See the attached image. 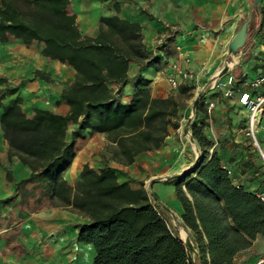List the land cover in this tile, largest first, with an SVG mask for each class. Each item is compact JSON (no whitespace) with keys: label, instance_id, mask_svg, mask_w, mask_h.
I'll return each mask as SVG.
<instances>
[{"label":"trees","instance_id":"1","mask_svg":"<svg viewBox=\"0 0 264 264\" xmlns=\"http://www.w3.org/2000/svg\"><path fill=\"white\" fill-rule=\"evenodd\" d=\"M70 0H0V41L19 39L25 46L40 42L43 56L70 65L75 74L60 93L68 104L62 114L38 106L28 114L21 106L18 85L0 91V129L7 156H15L29 173L6 179L15 191L30 183L51 205L71 208L85 220L76 223L75 241L89 244L94 264H234L239 250L264 237V199L234 184L227 167L203 131L204 121L191 123V135L202 150L201 161L190 171L166 177L174 185L182 208L181 220L190 230L197 255L164 219L166 208L152 202L143 181L134 187L120 180L109 160L130 164L142 151L157 149L168 126H179L181 95L155 96L147 79L128 101L117 100L127 78L129 61L141 67L154 65L158 57L143 42V26L117 14L101 15L98 32L85 34L69 10ZM248 32L259 11L253 6ZM166 37L157 47H163ZM37 76L49 80L40 69ZM3 99H7L5 102ZM72 125L69 127V125ZM101 133L107 140L97 168L84 162L79 177L69 184L63 172L75 156V140L85 130ZM1 198L0 202L5 201Z\"/></svg>","mask_w":264,"mask_h":264},{"label":"crops","instance_id":"2","mask_svg":"<svg viewBox=\"0 0 264 264\" xmlns=\"http://www.w3.org/2000/svg\"><path fill=\"white\" fill-rule=\"evenodd\" d=\"M115 1L122 0H70L69 6L72 8V12L76 14V22L79 24V28L85 34L91 36L96 35L98 32V19L101 15L117 14L143 26V42L147 49L153 51L158 60L154 65L145 67H141L136 61H129L128 78L121 85L116 95L117 100L122 102L130 99L132 93L139 86L138 81L140 79L148 80L153 95L166 96L169 94L171 87L167 75L171 73L170 63L174 60L180 62L184 47L189 50L193 60L204 56L208 52L207 48L203 52L200 47L212 45V40L218 36L219 42L215 45V52L213 50L212 55H207L210 58L208 69L211 68L221 59L218 49L221 47L222 40L227 42L230 40L235 32L233 29L235 23L239 21L244 13L247 16L248 9L253 4V0H130L131 8H125V5L123 6L121 2L120 7L116 10L113 6ZM258 6V9L262 11L261 22L258 26L255 23L250 32L254 34L252 41H257L255 44L257 48L263 50L264 40L260 29H264V0H258ZM85 14H88L89 18H86ZM223 26L226 27L225 30H223ZM171 33H174L171 40L166 42L163 47H157L158 38L160 36H170ZM4 42H8V40ZM41 45L38 50L31 49L29 51L30 53L33 52L34 59L27 56L29 52L26 53V51L23 52L25 55L18 53L19 56L16 57L23 63L29 62L31 68L26 74L28 78L33 76L32 72L35 69L45 71L50 77L49 80H45L35 76L31 80L27 78L24 83L20 84L17 94L21 97V106L28 114L31 113L33 106L66 114L69 106L61 98L60 93L71 83L75 70L66 63L43 56L40 52ZM176 45H179V50L176 49ZM201 61V59L194 61L195 65L198 67L197 63ZM181 62L183 61L181 60ZM58 66L59 69H57ZM6 74L8 80L15 79L11 70ZM209 102L214 104L212 110L210 109L211 112L207 113ZM196 113H198L199 118L203 117L204 122H209L210 126L205 125V127H209L208 130L203 131L212 141L213 147L218 142V138H221L217 125L224 124L226 119L232 123L230 129L231 140L237 143V147L234 149L237 151H232L231 154L230 151L228 154H217L223 164L231 169V179L234 184H240L248 191L264 195V165L259 156L246 144L242 132L246 113L237 104L236 94L233 97L224 98L213 90H208L198 100ZM180 115H182V111L179 110ZM177 129L178 127L168 126V134L161 145L154 150L139 152L130 164H121L109 160L108 165L116 170L120 180H126L134 187L138 186L139 180H142L145 189L155 194L156 201L171 214V221L177 225L179 232L180 228L186 227L180 217L182 208L176 197L174 185L164 183V178H155L163 177L164 174L168 176L180 174L187 167V164L179 163L181 155L177 153L179 150V146L176 144ZM85 132L84 138L75 140V156L70 166L63 172V177L69 184H73L78 179L84 162L97 168L96 159L94 155L90 154V151L92 148L97 150L98 146H103L107 142L101 133H90L89 129H86ZM96 138L100 141H93ZM260 141L264 148V133L260 135ZM7 170L11 172L15 180L24 178L29 173L28 167L19 161L17 157L11 156L10 159L8 158L7 144L1 135L0 199L12 195L15 190L14 183L6 179ZM84 220L80 216L76 223ZM75 225L72 231L73 236L76 235L77 231ZM186 229V234L190 237V230ZM193 246L196 250L193 255H197L198 252L194 243ZM263 253L264 237L257 235L249 247L236 253L234 264H251L255 257Z\"/></svg>","mask_w":264,"mask_h":264},{"label":"rangeland","instance_id":"3","mask_svg":"<svg viewBox=\"0 0 264 264\" xmlns=\"http://www.w3.org/2000/svg\"><path fill=\"white\" fill-rule=\"evenodd\" d=\"M121 2L123 6L125 5V8L132 7L130 0L115 1L113 6L116 10L120 7ZM69 10L72 11L71 6H69ZM261 12V9H259L256 26L261 22ZM85 17L89 18L88 14H85ZM245 18L246 14L244 13L239 21L235 23L234 31L239 28L240 23ZM225 28L223 26V30ZM252 38L254 39V34L249 32L244 48L234 55L227 51L229 41L222 40L221 47L218 49L221 59L209 69L210 58L208 56L213 54V50L215 52V45L219 42L218 36L212 40V45L200 47L203 52H205L206 48L208 51L200 58L193 60L186 47L181 52V60H186V63L181 62V60L180 63H184L187 69L191 71L192 77L189 80L185 79L180 82V84L188 85L187 93L181 95L180 98L182 105L179 110L182 111V115L179 117V126L176 131V144L179 146L177 153L181 155L180 164H187V167H189L197 156L201 158L202 155V150L197 142L195 140L191 141L180 132V125L186 121L189 115H192V122L203 119V117L199 118L196 108L191 113V103L197 91L202 89L224 65L228 67L227 70H230L240 80L250 74L254 75L258 69L263 68L264 50L257 48V45H255L257 41H252ZM40 45V42L32 41L29 46H25L19 39L12 36L9 37L8 42L0 41V91L6 86L18 85L19 87L20 84L27 80L28 76L26 74L31 66L29 62L23 63L16 57L24 51L28 53L31 49L38 50ZM23 55L25 54L23 53ZM27 56H31L34 59L33 52H29ZM199 59L202 61L197 63V67L195 62ZM57 69H59V66ZM9 70L15 76L14 80H8L6 73ZM180 84L175 88H171L170 93L177 94ZM215 93L218 94L217 92ZM6 100L3 99L4 102ZM210 112L209 109L207 113ZM231 124L226 119L224 124L217 125L221 138H218L219 140L214 147L209 148V152L215 150L216 153L228 154L230 151L231 154L232 151H237L234 150L237 147V143L231 140ZM205 125L210 126L209 122H204V131L209 128L205 127ZM71 126L70 124L69 127ZM189 130L191 131L190 128ZM1 135L2 132L0 131V137ZM93 141L99 142L100 140L96 138ZM104 146L105 144L98 146L97 150L92 148L90 151V154L94 155L96 159V167L104 164V160L101 157ZM163 177L165 179L169 176L164 174ZM4 198L6 200L0 202V264H94L92 262V247L87 243L75 241V236L72 235L73 226L80 219V215L71 208L51 205L49 199L46 196H42L39 189H33L30 183L25 184L19 191L14 190L12 195ZM151 200L154 202L155 199L151 197ZM168 224L179 234L181 228L178 232L177 225L171 221V216Z\"/></svg>","mask_w":264,"mask_h":264},{"label":"built area","instance_id":"4","mask_svg":"<svg viewBox=\"0 0 264 264\" xmlns=\"http://www.w3.org/2000/svg\"><path fill=\"white\" fill-rule=\"evenodd\" d=\"M264 40V29H260ZM174 33L170 34V37ZM166 37L158 38V45L165 42ZM179 50V45H176ZM264 50V41H263ZM186 63V60H182ZM171 73L167 75V80L171 88H175L182 80H189L192 77L191 71L177 60L170 63ZM209 90L217 92L221 97L230 98L236 94L237 104L245 111V119L242 126L246 144L248 148L254 151L264 165V148L260 141V135L264 133V66L258 69L255 74L240 80L230 70H227L222 75H215L208 82ZM213 107V102L208 103V109ZM228 174H232L231 169L227 168ZM261 199H264L262 193L257 194ZM155 204H159L154 200ZM171 214L165 210L163 213L164 219L168 222ZM251 264H264V253L255 257Z\"/></svg>","mask_w":264,"mask_h":264},{"label":"water","instance_id":"5","mask_svg":"<svg viewBox=\"0 0 264 264\" xmlns=\"http://www.w3.org/2000/svg\"><path fill=\"white\" fill-rule=\"evenodd\" d=\"M252 6L256 10L259 11L258 0H253V4L249 7L246 18L243 19V21L240 23L239 28L234 32V34L230 38V40L227 44V51L230 54H233V55L236 54L240 49L244 48V46L247 42L248 34H249L248 24H249L251 17H252V12H251ZM227 69H228V67L226 65H224L218 71V73L216 75H222L223 73H225L227 71ZM208 82L202 87V89L198 90L196 95L194 96L192 103H191V113H193L195 111L198 100L203 96V94L205 92H207L209 90ZM191 122H192V115H189L188 118L186 119V121L181 126V134L183 136H187L191 141H194V138L191 135V131L189 130ZM200 161H201V158L197 156L195 161L192 163V165L187 167L184 171H190V170L194 169L195 167L198 166ZM155 178L160 179V178H164V177H155ZM183 230L185 231V237L183 238V237H181L180 234H178L179 238H181L184 241L185 245L189 248V250H191L193 253H195L196 250L193 246V243H192L190 237L186 234L187 229L183 227Z\"/></svg>","mask_w":264,"mask_h":264},{"label":"bare ground","instance_id":"6","mask_svg":"<svg viewBox=\"0 0 264 264\" xmlns=\"http://www.w3.org/2000/svg\"><path fill=\"white\" fill-rule=\"evenodd\" d=\"M179 234L181 235V237H183V238L185 237V231L183 229L180 230Z\"/></svg>","mask_w":264,"mask_h":264}]
</instances>
